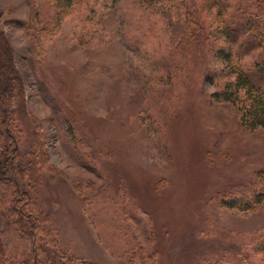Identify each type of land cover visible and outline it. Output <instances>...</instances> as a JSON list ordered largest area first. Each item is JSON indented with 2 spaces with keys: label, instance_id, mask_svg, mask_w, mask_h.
<instances>
[{
  "label": "rangeland",
  "instance_id": "1",
  "mask_svg": "<svg viewBox=\"0 0 264 264\" xmlns=\"http://www.w3.org/2000/svg\"><path fill=\"white\" fill-rule=\"evenodd\" d=\"M241 1L0 0L12 131L24 155L37 132L48 158L39 177L17 175L41 219V259L264 264V194L254 208L226 202L264 193V129L224 96L229 65L264 53L223 30ZM249 1L264 16V0ZM0 230V252L30 253L1 216Z\"/></svg>",
  "mask_w": 264,
  "mask_h": 264
},
{
  "label": "trees",
  "instance_id": "2",
  "mask_svg": "<svg viewBox=\"0 0 264 264\" xmlns=\"http://www.w3.org/2000/svg\"><path fill=\"white\" fill-rule=\"evenodd\" d=\"M68 1L70 0H60L59 3L63 6ZM61 5L56 7L59 13L61 10L59 6ZM236 7L238 12L241 13L240 20H234L228 26L225 24L226 27L223 29L225 34L230 38H234L235 34L240 37L241 32L245 36L241 47H247V50L264 49V16L259 17L260 12L257 4L255 5L254 1L250 3L249 0H246V2L243 1L242 3L241 1L240 4H236ZM24 23L28 25L27 22ZM46 24L38 30L30 26L28 31L32 36L37 33L41 34V32L47 31L48 26ZM5 47L0 44V80H5L4 83L0 81V138H3V142H0V153L3 156L0 159V176L3 181H6L4 186L7 185V189L2 188L3 192L10 193V195H7V201H5L6 198L4 201H0V216L5 220L6 228L16 233L21 240L24 239L28 242L31 245V250L23 258L16 259L12 258V252L5 248L0 252V264H75L62 257H54L50 261H46L44 257L41 259L39 253V249L41 251L44 246L41 245L40 241L41 231L39 233V229H42V224H39L41 219L38 215L27 210V200L30 197L25 188L20 189L17 175L19 171H25L29 175L39 177L38 166L40 167L43 163H46L48 158L44 150V143L40 142L42 138L40 139L37 132L32 137L29 151L24 155L20 149L19 132L12 131L14 126L12 125L11 112L13 109L11 104L15 99L14 87L18 83L16 82L18 78L15 75H13L15 77H12V67L10 68L6 64L7 61L5 63L3 52ZM224 58L230 61V53H225ZM229 68L230 72H234L236 75L235 83L230 86L231 89L226 91L224 96H228L231 100L242 104L245 110V124L249 129H264V53L260 55L257 62L250 69H241L233 64L229 65ZM5 113L9 116L6 119ZM5 160L8 162L13 160L8 169L4 167ZM249 194L251 196L246 195L237 200L233 199L226 202L229 206L238 208H254L261 201L264 193ZM257 247L259 251L264 252V238L259 241Z\"/></svg>",
  "mask_w": 264,
  "mask_h": 264
}]
</instances>
